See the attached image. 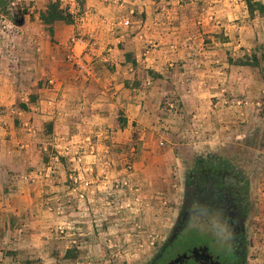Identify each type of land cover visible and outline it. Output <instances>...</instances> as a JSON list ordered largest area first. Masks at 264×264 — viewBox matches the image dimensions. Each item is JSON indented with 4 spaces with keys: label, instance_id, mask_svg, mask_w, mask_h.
Returning a JSON list of instances; mask_svg holds the SVG:
<instances>
[{
    "label": "crops",
    "instance_id": "crops-1",
    "mask_svg": "<svg viewBox=\"0 0 264 264\" xmlns=\"http://www.w3.org/2000/svg\"><path fill=\"white\" fill-rule=\"evenodd\" d=\"M48 1L0 12V264L82 260L65 253L87 246L103 208L144 215L111 184L142 198L156 137L239 119L260 90L257 69L227 62L264 43L245 0H73L71 22L44 25Z\"/></svg>",
    "mask_w": 264,
    "mask_h": 264
},
{
    "label": "rangeland",
    "instance_id": "rangeland-1",
    "mask_svg": "<svg viewBox=\"0 0 264 264\" xmlns=\"http://www.w3.org/2000/svg\"><path fill=\"white\" fill-rule=\"evenodd\" d=\"M10 3L11 0H0L4 12H7ZM12 12L16 13L14 10ZM261 68L263 72L259 80L260 90L253 95H245L248 104L243 105L244 116L230 121H213L214 128L205 133H191L190 129H187L188 126H192L189 122V125L184 127L187 133L183 132L179 137L172 133L174 136H163L162 140L156 137L155 145L154 141H151L153 147L149 152L150 162L146 166L145 180L137 178L143 189V196L139 201L142 200L146 206L144 215L138 217L134 212L123 210L119 215L113 211L108 213L105 210L108 206L101 211L98 210L105 215V219L101 220L102 225L98 224V231H95L94 235H89L90 241L87 246L76 249L78 253L84 255L76 264H144L173 229L180 209L181 184L186 168L197 160L231 154L237 157L239 169L251 187V209L247 225L249 258L246 264H264V194H262L264 192H261L264 189V114L261 112L264 98V59ZM240 96L232 95L231 99ZM224 115L225 112L220 117ZM226 125L229 126L228 129H224ZM160 141L163 145H160ZM205 141L208 142L206 146L193 149L192 143ZM118 200L121 202L123 196L121 195ZM134 208L135 206L132 207ZM144 221H148L150 227L146 228L142 223ZM134 223L135 226H132ZM205 228L200 220H191L183 227L174 247L207 244L213 254L221 255L222 263L233 264L227 254L230 250L219 246L218 242L212 243L211 234L202 232L206 230ZM146 245L149 247L146 248ZM64 248L65 245L61 249V254L64 253ZM76 258L78 254L74 252L69 259ZM60 259L57 258L56 263L49 264H67L59 262Z\"/></svg>",
    "mask_w": 264,
    "mask_h": 264
},
{
    "label": "flooded vegetation",
    "instance_id": "flooded-vegetation-1",
    "mask_svg": "<svg viewBox=\"0 0 264 264\" xmlns=\"http://www.w3.org/2000/svg\"><path fill=\"white\" fill-rule=\"evenodd\" d=\"M236 166L216 156L194 161L186 168L177 215L181 214L183 223L173 237L174 223L166 240L144 264H224L221 255L213 254L207 244L174 247L183 227L193 219L204 224L206 230L202 232L211 234L212 243L218 242L230 250L227 254L233 264H246L251 187L239 165Z\"/></svg>",
    "mask_w": 264,
    "mask_h": 264
},
{
    "label": "trees",
    "instance_id": "trees-1",
    "mask_svg": "<svg viewBox=\"0 0 264 264\" xmlns=\"http://www.w3.org/2000/svg\"><path fill=\"white\" fill-rule=\"evenodd\" d=\"M245 1L250 15L255 14L264 18V5L253 0ZM3 8L4 6L0 4V12L6 14L7 12H4ZM40 19L44 25H52L56 21H64L66 23L72 21L70 15L67 12V8L61 3L60 0H49L46 9L40 13ZM256 52L257 53L252 52L249 55L244 54L235 59L230 53H228L227 62L234 66H243L257 69L260 73V76H262L261 74L263 71H261V64L264 59V43H260ZM261 112L264 114V98ZM218 158L226 160L230 165H234L235 167H237L236 165H238L237 157L235 155H223L219 156ZM74 252L78 254V251H76V247L74 249H69L68 251H66L65 257L70 258L72 253Z\"/></svg>",
    "mask_w": 264,
    "mask_h": 264
},
{
    "label": "built area",
    "instance_id": "built-area-1",
    "mask_svg": "<svg viewBox=\"0 0 264 264\" xmlns=\"http://www.w3.org/2000/svg\"><path fill=\"white\" fill-rule=\"evenodd\" d=\"M69 1V9L67 8V11H71L72 9V6H73V0H68ZM69 11V12H70ZM124 26H128L129 25V21L128 20H124L123 23H122ZM70 60L71 61H75V65L79 68V70L83 71V72H86V73H89L90 72V69L89 67L87 66V64L82 61L81 59H78V58H74V57H70ZM111 189L114 190L116 193H123L124 194V189H128L129 193H128V200H132V197H134L135 201H139V198L136 196V195H133V187L131 186V184L129 182H127L126 180H123V181H114L112 184H111ZM112 194H110L109 196H111ZM133 199V200H134ZM126 207H129V201H128V204L125 205Z\"/></svg>",
    "mask_w": 264,
    "mask_h": 264
},
{
    "label": "water",
    "instance_id": "water-1",
    "mask_svg": "<svg viewBox=\"0 0 264 264\" xmlns=\"http://www.w3.org/2000/svg\"><path fill=\"white\" fill-rule=\"evenodd\" d=\"M180 216H181V214L177 217V219L175 221V227L176 228L173 229V237H176V235H177V233L179 231V228L181 227V225L183 223V222L180 221Z\"/></svg>",
    "mask_w": 264,
    "mask_h": 264
}]
</instances>
